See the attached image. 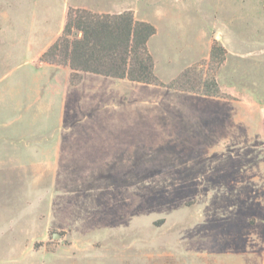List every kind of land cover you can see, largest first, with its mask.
<instances>
[{"label": "rangeland", "instance_id": "374dc122", "mask_svg": "<svg viewBox=\"0 0 264 264\" xmlns=\"http://www.w3.org/2000/svg\"><path fill=\"white\" fill-rule=\"evenodd\" d=\"M117 4L0 0V264H264V0ZM69 9L154 22L160 84L42 61Z\"/></svg>", "mask_w": 264, "mask_h": 264}, {"label": "trees", "instance_id": "16d2710c", "mask_svg": "<svg viewBox=\"0 0 264 264\" xmlns=\"http://www.w3.org/2000/svg\"><path fill=\"white\" fill-rule=\"evenodd\" d=\"M155 34L153 25L137 21L131 11L111 15L69 9L62 35L42 54L41 60L68 65L72 73H91L145 85H159L154 74L153 57L148 50V42ZM224 54L223 48L212 47L210 59H223ZM182 79L184 83L191 84L184 71L169 84V88L202 92L208 96L219 94L213 79L208 90L185 89L184 83H180Z\"/></svg>", "mask_w": 264, "mask_h": 264}, {"label": "crops", "instance_id": "0c3cea01", "mask_svg": "<svg viewBox=\"0 0 264 264\" xmlns=\"http://www.w3.org/2000/svg\"><path fill=\"white\" fill-rule=\"evenodd\" d=\"M117 1H119L120 2V0H114V2L112 1H110V0H99V5H102V4H104V6H107V5H109L108 7L109 8H111V6H118V8H119V4H117ZM118 11V12H117ZM99 12V14H103V13H107L108 11H98ZM114 12H117V14L118 13H120V9H117L116 11H111V12H109V13H114ZM146 20H148L149 21V19H146ZM144 22H146V21H144ZM153 24L155 25V23L153 22ZM153 25V26H154ZM155 27V26H154ZM156 30H158V28H156ZM212 33V32H211ZM210 33V34H211ZM210 34L208 35V36H206V35H203V37H200V39H202V42L200 43V45H203L204 46V49L206 50L207 49V51H209V48H211V44H210V42H208L207 40H208V38H210ZM225 38L226 39H230V37H229V35H226L225 36ZM149 42H150V40H149ZM148 46H149V44H148ZM203 49V50H204ZM202 53L203 51H198V53ZM157 65H156V70H157ZM116 80V79H115ZM118 81H120V79H118ZM199 99V100H198ZM201 99H204L203 97H200V96H197V101H201ZM199 114H201L199 111H197V115H199ZM211 116H216L217 114H218V112H216V111H211L210 113H209ZM231 116H230V119L233 121L234 119H237V118H239V115L240 114H236V116H234V112L232 111L231 112V114H230ZM247 115H251L249 112L247 113ZM255 117V115L253 116V118Z\"/></svg>", "mask_w": 264, "mask_h": 264}, {"label": "water", "instance_id": "95a60500", "mask_svg": "<svg viewBox=\"0 0 264 264\" xmlns=\"http://www.w3.org/2000/svg\"><path fill=\"white\" fill-rule=\"evenodd\" d=\"M58 236V234L54 233L53 234V238H56Z\"/></svg>", "mask_w": 264, "mask_h": 264}]
</instances>
